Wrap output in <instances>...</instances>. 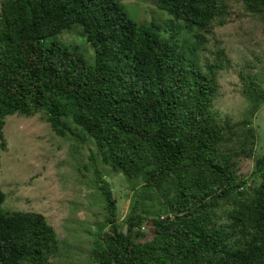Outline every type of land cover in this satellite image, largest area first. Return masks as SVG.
I'll return each mask as SVG.
<instances>
[{"label":"trees","instance_id":"obj_1","mask_svg":"<svg viewBox=\"0 0 264 264\" xmlns=\"http://www.w3.org/2000/svg\"><path fill=\"white\" fill-rule=\"evenodd\" d=\"M155 4L146 7L163 18L121 0H2L1 147L9 115L42 112L56 135L92 140L93 159L131 182L119 222L110 188L94 178L105 214L92 264H264V151L252 121L264 105V54L239 66L249 107L235 118L217 106L233 60L209 46L228 23L264 24V0ZM5 199L0 182V264H68L56 260L47 216L6 210Z\"/></svg>","mask_w":264,"mask_h":264},{"label":"rangeland","instance_id":"obj_2","mask_svg":"<svg viewBox=\"0 0 264 264\" xmlns=\"http://www.w3.org/2000/svg\"><path fill=\"white\" fill-rule=\"evenodd\" d=\"M121 1L128 7L135 6L141 12L147 9L153 19L154 10L146 5L156 7L155 0ZM263 27L260 21L245 18L217 28L219 41L215 42L216 39L210 37V50L217 45L225 47L233 60V67L221 77L223 89L217 106L235 118L248 114L249 107L247 99L239 93V66L255 56H263ZM63 33L66 36L70 32ZM69 41L77 42L76 38ZM79 44L83 45L87 55L93 53L88 43ZM209 55L213 56L211 53ZM252 121L258 132L257 151L263 152L264 105ZM4 130L6 149L0 144V182L6 192L3 208L43 212L56 229L61 244L60 255L56 260L68 264H92L89 252L94 245L97 222L105 214V201L94 178L101 176L110 188L117 201L119 222L130 211L133 194L131 182L124 175L112 172L110 167L101 165L98 159H93L96 147L92 140L81 143L72 136L56 135L42 112L31 117L9 115ZM252 169L253 161L244 160L241 163V173L248 174ZM146 234L147 238L152 236L149 225Z\"/></svg>","mask_w":264,"mask_h":264},{"label":"built area","instance_id":"obj_3","mask_svg":"<svg viewBox=\"0 0 264 264\" xmlns=\"http://www.w3.org/2000/svg\"><path fill=\"white\" fill-rule=\"evenodd\" d=\"M164 217V216H163Z\"/></svg>","mask_w":264,"mask_h":264}]
</instances>
